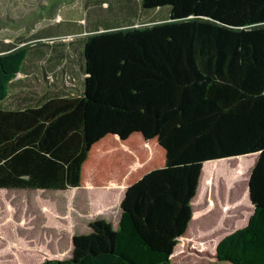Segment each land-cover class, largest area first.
Segmentation results:
<instances>
[{"label": "trees", "instance_id": "trees-1", "mask_svg": "<svg viewBox=\"0 0 264 264\" xmlns=\"http://www.w3.org/2000/svg\"><path fill=\"white\" fill-rule=\"evenodd\" d=\"M140 4L168 19L79 38L82 88L54 70L49 87L78 92L4 105L30 48L0 50V189L125 188L117 228L96 219L70 257L37 264H172L204 164L256 154L253 213L211 264H264V0Z\"/></svg>", "mask_w": 264, "mask_h": 264}, {"label": "rangeland", "instance_id": "rangeland-1", "mask_svg": "<svg viewBox=\"0 0 264 264\" xmlns=\"http://www.w3.org/2000/svg\"><path fill=\"white\" fill-rule=\"evenodd\" d=\"M169 10L165 6L144 11L140 0H0V50L30 48L25 70L17 76L24 83L12 86L4 105H35L51 95L78 92L83 87L76 62L78 39L95 24H105L97 18H106L107 24L121 18L124 24L141 26L168 19ZM62 64L78 88L49 87ZM256 159L251 154L204 164L193 219L172 264H211L217 243L248 223L254 206L247 187ZM124 194V187L113 184L64 190L1 188L0 264L70 257L73 236L89 233L92 221L104 218L117 228Z\"/></svg>", "mask_w": 264, "mask_h": 264}, {"label": "crops", "instance_id": "crops-1", "mask_svg": "<svg viewBox=\"0 0 264 264\" xmlns=\"http://www.w3.org/2000/svg\"><path fill=\"white\" fill-rule=\"evenodd\" d=\"M119 18V17H118ZM104 21V25H102L103 23H99V24H95L94 26H92L90 29H89V31L87 32V33H89V32H91V31H94V30H96V29H100V30H104V29H106V28H118V27H121V25H123L124 23H122V19L121 18H119V21H117V22H111L110 24H107V19L106 18H99V19H96V21ZM125 25V24H124ZM25 70V69H24ZM26 75H30V74H26ZM248 184H249V182H248ZM125 190V189H124ZM247 190H248V187H247ZM120 217H121V215H120ZM120 217H119V221H120ZM118 226H119V223H118ZM117 226V227H118ZM233 232V231H232ZM231 233V232H230ZM74 237H75V235L73 236V239H74Z\"/></svg>", "mask_w": 264, "mask_h": 264}, {"label": "water", "instance_id": "water-1", "mask_svg": "<svg viewBox=\"0 0 264 264\" xmlns=\"http://www.w3.org/2000/svg\"><path fill=\"white\" fill-rule=\"evenodd\" d=\"M248 197H249L250 202L253 204V202L251 200L250 184H248ZM121 212H122V207H121ZM73 248H74V239H73Z\"/></svg>", "mask_w": 264, "mask_h": 264}]
</instances>
